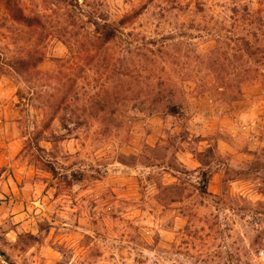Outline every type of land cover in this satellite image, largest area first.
I'll return each mask as SVG.
<instances>
[{"label":"clouds","instance_id":"clouds-1","mask_svg":"<svg viewBox=\"0 0 264 264\" xmlns=\"http://www.w3.org/2000/svg\"><path fill=\"white\" fill-rule=\"evenodd\" d=\"M0 264H264V0H0Z\"/></svg>","mask_w":264,"mask_h":264}]
</instances>
